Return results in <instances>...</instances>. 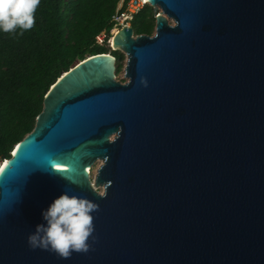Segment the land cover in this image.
<instances>
[{"label": "water", "instance_id": "1", "mask_svg": "<svg viewBox=\"0 0 264 264\" xmlns=\"http://www.w3.org/2000/svg\"><path fill=\"white\" fill-rule=\"evenodd\" d=\"M147 2L154 36L113 38L127 83L78 63L0 166V264H264V0ZM65 191L100 208L67 260L28 245Z\"/></svg>", "mask_w": 264, "mask_h": 264}, {"label": "trees", "instance_id": "2", "mask_svg": "<svg viewBox=\"0 0 264 264\" xmlns=\"http://www.w3.org/2000/svg\"><path fill=\"white\" fill-rule=\"evenodd\" d=\"M122 0H41L35 25L19 35L0 31V166L29 135L55 83L78 63L101 55L97 38L112 30ZM137 15L135 37L154 36L155 12ZM154 12V13H153ZM116 77L126 57L112 53Z\"/></svg>", "mask_w": 264, "mask_h": 264}, {"label": "clouds", "instance_id": "3", "mask_svg": "<svg viewBox=\"0 0 264 264\" xmlns=\"http://www.w3.org/2000/svg\"><path fill=\"white\" fill-rule=\"evenodd\" d=\"M40 3L41 0H0V31L15 35L19 29V35L22 36L24 31L34 27L35 12ZM157 11H154L155 17ZM106 186H110V182ZM99 210L97 203L70 196L65 191L43 211L46 224L37 225L28 236L30 249L48 251L64 260L70 259L73 253L87 254L93 250L92 244L97 241L92 213Z\"/></svg>", "mask_w": 264, "mask_h": 264}, {"label": "built area", "instance_id": "4", "mask_svg": "<svg viewBox=\"0 0 264 264\" xmlns=\"http://www.w3.org/2000/svg\"><path fill=\"white\" fill-rule=\"evenodd\" d=\"M146 8H150V5L147 2V0H122L121 6L118 8L117 13L112 20L113 27H112V30L109 32L112 34V36L107 37L106 35H108L109 33L108 34L103 33L102 39H97L98 47L99 46L101 47L102 44L104 45L106 44L109 47L108 48L109 50L112 49L114 51V49L112 48V45H110L111 38L116 36L120 31L124 29H131V24L134 18Z\"/></svg>", "mask_w": 264, "mask_h": 264}, {"label": "rangeland", "instance_id": "5", "mask_svg": "<svg viewBox=\"0 0 264 264\" xmlns=\"http://www.w3.org/2000/svg\"><path fill=\"white\" fill-rule=\"evenodd\" d=\"M121 6V2L119 3V6H118V8ZM149 9H151V8H149ZM149 9H147V10H149ZM118 10V9H117ZM151 11H154L153 9H151ZM154 13V12H153ZM169 24H170V26H173V23L171 22V21H169ZM105 36V35H104ZM107 37H111L112 36V34L111 33H109L108 35H106ZM102 37H103V35L100 37V38H97V39H102ZM106 38V37H105ZM100 47V46H99ZM109 47L105 44H102L101 45V47H100V50H101V55H106V56H112L111 55V52L112 53H115L111 48V50H109L108 49ZM125 66H126V61L124 62V64H123V71H122V73L117 77V81L119 82V83H121V84H126L127 83V81L125 80V73H124V69H125ZM100 167H101V164L100 163H97L93 168H92V170H91V174H90V176H91V181H92V183H94V180H95V178H96V176H97V172H98V170L100 169ZM101 192H103V190H98V193L99 194H101Z\"/></svg>", "mask_w": 264, "mask_h": 264}, {"label": "bare ground", "instance_id": "6", "mask_svg": "<svg viewBox=\"0 0 264 264\" xmlns=\"http://www.w3.org/2000/svg\"><path fill=\"white\" fill-rule=\"evenodd\" d=\"M114 33H115V32H114ZM114 33H113V34H114ZM114 37H115V36H114ZM114 37L111 38V42H110V45H112V47H113V41H114L113 38H114ZM100 164H101V166H102V163H101V162H100ZM89 174H91V171H89Z\"/></svg>", "mask_w": 264, "mask_h": 264}, {"label": "snow or ice", "instance_id": "7", "mask_svg": "<svg viewBox=\"0 0 264 264\" xmlns=\"http://www.w3.org/2000/svg\"><path fill=\"white\" fill-rule=\"evenodd\" d=\"M0 171H3L2 169H0Z\"/></svg>", "mask_w": 264, "mask_h": 264}]
</instances>
